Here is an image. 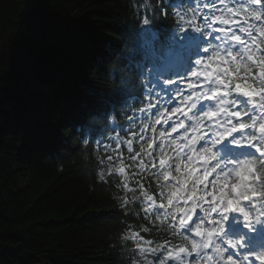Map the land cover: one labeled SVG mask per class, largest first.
Here are the masks:
<instances>
[{
	"label": "snow or ice",
	"instance_id": "1",
	"mask_svg": "<svg viewBox=\"0 0 264 264\" xmlns=\"http://www.w3.org/2000/svg\"><path fill=\"white\" fill-rule=\"evenodd\" d=\"M31 7L36 8V3ZM46 17L58 24L52 10ZM136 23H164L169 34L160 40L151 32L149 40L145 33L141 47H152L142 60L130 46L115 63L114 58L102 61L110 80L109 94L97 96L84 89L82 127L91 133L100 125L114 133L110 138L102 135L99 143L88 140L103 149L109 165L113 161L109 153H119L125 144L134 164L147 155L153 175L163 176L157 205L143 184L129 187L127 166L99 171L101 182L114 175L123 178L117 184L125 193L121 211L140 202L147 205L142 206L144 213L170 219L174 233H184L185 240L192 238L190 250L170 248L167 241L151 247L152 240L129 230L123 238L133 245L132 255L138 253L142 264H264V191H258V186L264 188V0H220L219 6L215 0H143L136 10ZM160 49L181 57L179 70L170 73L174 79L161 81L163 73L149 60V54L156 57ZM129 96L136 104L148 99L138 113H125V119L117 122ZM153 116H157L154 122L145 124L139 133L125 128V124ZM161 124L167 129L159 132L158 141L146 138L149 128L154 132ZM85 139L80 137L81 142ZM137 139L141 151L133 154ZM105 140L114 142L116 148ZM166 149H171L167 159ZM136 166L139 171L147 170L143 160ZM173 168L178 175L172 174ZM142 232L149 229L144 227Z\"/></svg>",
	"mask_w": 264,
	"mask_h": 264
},
{
	"label": "trees",
	"instance_id": "2",
	"mask_svg": "<svg viewBox=\"0 0 264 264\" xmlns=\"http://www.w3.org/2000/svg\"><path fill=\"white\" fill-rule=\"evenodd\" d=\"M34 2L37 7L27 10V0H0V264H142L123 238L127 231H140L151 247L181 239L161 216L144 213L147 205L121 211L125 193L117 184L123 178L101 182L98 172L127 166L129 187L143 184L160 201L163 183L149 168L150 158L141 157L147 170L139 171V160L131 161L124 144L109 153L108 164L103 149L88 140L99 143L114 133L100 125L91 133L82 127V101L86 87L97 96L109 94L103 60L115 63L130 46L143 59L138 51L147 32L136 23L143 0ZM49 9L58 24L46 17ZM153 26L161 40L168 35L167 24ZM133 103L127 97L117 122L125 113L132 116ZM133 146L141 151L140 142Z\"/></svg>",
	"mask_w": 264,
	"mask_h": 264
},
{
	"label": "water",
	"instance_id": "3",
	"mask_svg": "<svg viewBox=\"0 0 264 264\" xmlns=\"http://www.w3.org/2000/svg\"><path fill=\"white\" fill-rule=\"evenodd\" d=\"M27 10H29L31 8L32 5V0H27Z\"/></svg>",
	"mask_w": 264,
	"mask_h": 264
},
{
	"label": "rangeland",
	"instance_id": "4",
	"mask_svg": "<svg viewBox=\"0 0 264 264\" xmlns=\"http://www.w3.org/2000/svg\"><path fill=\"white\" fill-rule=\"evenodd\" d=\"M36 264H46V263H44V260L43 259H40Z\"/></svg>",
	"mask_w": 264,
	"mask_h": 264
}]
</instances>
